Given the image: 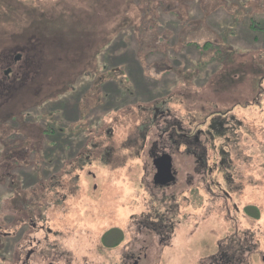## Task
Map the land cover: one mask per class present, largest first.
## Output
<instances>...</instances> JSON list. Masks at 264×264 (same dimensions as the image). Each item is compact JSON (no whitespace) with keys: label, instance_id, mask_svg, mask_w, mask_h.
Here are the masks:
<instances>
[{"label":"rangeland","instance_id":"obj_1","mask_svg":"<svg viewBox=\"0 0 264 264\" xmlns=\"http://www.w3.org/2000/svg\"><path fill=\"white\" fill-rule=\"evenodd\" d=\"M16 54L22 59L14 66ZM6 68H12L15 79L0 83V119L8 108L11 112L10 120H0V150L21 148L28 152L24 164L41 166L44 202L54 198V180L63 185L59 196L68 187L80 196L93 183L114 187L113 170L121 171L116 183L122 192L120 220L107 213L91 215L95 219L73 217L71 210H62L46 221L58 232L60 253L67 255L73 243L78 256L84 249L97 260L93 246L111 226L122 230V248L132 243L137 226L128 218L137 211L135 197L140 195L135 182L144 178L139 166L148 163L141 140L151 132V114L144 107L161 104L186 128L199 122L207 127L214 109L233 107L234 119L243 123L236 131L232 159L241 165L245 149L249 160L234 172L239 191L233 190L232 197L240 196L239 208L259 207L260 219L238 217L231 224L211 202L205 187L209 177L199 192L184 181L175 200L183 219L173 221L176 232L170 244L175 247L163 259L182 249L184 264H194L238 230L240 238L249 233L250 243L258 246L245 260L260 263L264 156L257 154L264 148V136H259L264 133V0H0V70ZM240 131L250 135L247 144ZM146 139L147 149L151 141ZM201 140L203 163L211 166L210 140ZM8 158L0 152V170H14ZM175 159L178 164L180 157ZM181 160L186 169L197 164L191 158ZM66 165L74 168H63L57 174L62 177L52 179L55 167ZM89 173L97 179L92 181ZM211 229L216 232L212 237ZM152 248L148 254L153 257ZM177 250L170 255L178 257Z\"/></svg>","mask_w":264,"mask_h":264},{"label":"flooded vegetation","instance_id":"obj_2","mask_svg":"<svg viewBox=\"0 0 264 264\" xmlns=\"http://www.w3.org/2000/svg\"><path fill=\"white\" fill-rule=\"evenodd\" d=\"M21 59L22 57L17 55L13 58L11 64L15 66ZM12 71V68L0 70V83L11 84L15 79H11ZM9 88L10 86L6 89ZM232 109L233 107L223 111L214 109L208 126L204 125L205 129L202 122L186 128L185 122L170 118L167 109L161 104L143 108L144 112L151 114V119L147 117L151 132L146 133L150 137L151 143L149 147L147 145L148 148L146 149V135L142 137L140 150L145 152L144 157L148 163L139 166L140 178H144L135 182L137 185L135 190L140 194L136 195L139 197H135L138 207L135 208L137 211L130 214L131 217L128 218L135 221L136 231L132 243L126 244L123 250L121 246L123 236L120 227L111 226L104 230L98 244L93 246L99 253L97 260L91 259L84 249L82 254L78 256L77 248L74 247L78 245L73 243L67 249V255L64 256L60 253L57 244L58 232H53L46 225V221L54 218L58 211L62 210H71L72 216H85L84 218L87 216L92 218L91 215H96L95 218H97L100 215L103 216V213H107L108 217L118 215L120 220L122 215L119 204L121 203L120 196L122 192L121 188L116 186V183H120L119 173L121 171L113 170L114 187L110 184L102 186L103 183H98L99 185L93 183L90 186L88 185L84 190L85 192L80 196H76L79 193L78 189L75 195L72 194L74 191L72 187L66 189V195L59 196L57 189H60L63 185L58 179L54 180L53 183L56 186L51 187L54 198L51 201L44 202L42 197L44 190L41 186V166L24 164L25 157L28 154L26 150H21V148L1 149L0 152L9 157L8 161L11 162L14 170L11 167L8 170H0V264H184L181 253L185 254V250L182 249H174L178 251V257L170 255L174 252L172 250L167 254L168 259H163L166 250L171 249L173 246L170 244L174 238V232H176L173 221L183 219L178 215L179 206L175 203V200L176 193L184 190L182 187L184 181L187 183V187L190 186L191 188V185H194L199 192L203 184L207 182L204 178L209 177L210 180L205 187L209 188L211 202L215 204L214 206L217 209L224 211L223 215L226 219L231 220V224L233 219L237 220L238 217H241L242 220L250 219V217L252 220H259V207L247 204L239 208L240 200L238 198L240 196L236 199L232 197L233 190L239 191V186L233 185L234 172H237L239 167L241 169L245 168V163L249 160L244 148L241 165H239L240 162L236 165L237 162L232 159L236 131H239L237 128L242 130L241 123H243L234 119L236 114H234L235 109L233 111ZM9 110L8 108L2 117L7 121L11 117ZM147 118H144V120ZM240 133L241 136H244L243 139L247 141V144L250 135L246 132L240 131ZM135 136L138 135L135 134ZM259 136H264V133L259 134ZM203 137L210 140V152L213 157L211 166L203 163L205 157L201 140ZM164 141L166 144L163 143ZM165 146L169 149L167 150ZM263 153L264 148L259 151L257 158L263 157ZM33 155L38 156L36 153H33ZM162 155H168L171 158V166L167 169L169 173L161 167H158L155 171L152 168L153 161ZM176 156L180 157L178 164L175 163L177 162ZM186 157L193 159L194 163L197 164L186 169L184 163L181 165V158L185 159ZM137 158H140V154ZM19 161L23 164H19ZM30 168L33 169L29 171ZM63 168L67 171V169L70 170L74 167L66 165L61 168V166H56L55 175L51 176L52 179L61 176L57 174L58 171L64 172ZM79 168L82 169L83 166H79ZM28 172H33L34 179ZM179 175L182 179L186 175L187 179L180 181ZM89 177L92 181L97 179L94 173H89ZM261 182L264 183L263 178ZM138 184L140 185L139 188ZM221 184L230 188L232 192L224 190ZM68 192L71 196H67ZM73 195L74 197H72ZM83 195H85L84 198ZM69 198L72 201H69ZM111 206H114V208L111 209ZM117 206H119L118 209H116ZM47 211L51 213L49 214ZM66 217L70 218L69 216ZM237 232L238 230H235L226 239L215 244L214 254L206 255L204 258H199L198 261L192 263L264 264V257H262L260 263L245 260L247 256L249 257L252 253L258 251V246L250 243L251 235L249 233H242L240 238ZM215 234L214 229H211L208 236L212 237ZM63 235L65 237L68 232H63ZM151 247L156 253L153 257L148 254ZM182 248H185V246ZM104 253L109 256L106 257Z\"/></svg>","mask_w":264,"mask_h":264},{"label":"water","instance_id":"obj_3","mask_svg":"<svg viewBox=\"0 0 264 264\" xmlns=\"http://www.w3.org/2000/svg\"><path fill=\"white\" fill-rule=\"evenodd\" d=\"M171 166V158L168 155H162L161 157L155 159L152 163L153 170H157L158 167L164 168L167 173L169 171L167 170L168 167Z\"/></svg>","mask_w":264,"mask_h":264},{"label":"trees","instance_id":"obj_4","mask_svg":"<svg viewBox=\"0 0 264 264\" xmlns=\"http://www.w3.org/2000/svg\"><path fill=\"white\" fill-rule=\"evenodd\" d=\"M66 90H68V88L67 89H65V92H66ZM65 94V93H64ZM63 94V95H64ZM61 101H64V100H61ZM2 117H3V114L1 115ZM0 120H3V118L2 119H0ZM65 120H66V118H65ZM2 123V122H1ZM53 132L55 133V130L53 129ZM46 132L45 131H42L41 132V134H45Z\"/></svg>","mask_w":264,"mask_h":264}]
</instances>
